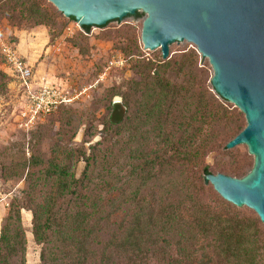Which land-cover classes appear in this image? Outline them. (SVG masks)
<instances>
[{
    "label": "trees",
    "instance_id": "trees-1",
    "mask_svg": "<svg viewBox=\"0 0 264 264\" xmlns=\"http://www.w3.org/2000/svg\"><path fill=\"white\" fill-rule=\"evenodd\" d=\"M27 12L37 25H46L54 17L34 3ZM0 59L4 65L1 53ZM162 62L160 68L177 67V71L185 74L191 68L186 62L173 63L171 59ZM150 66V63L143 66L145 79L133 83L134 92L142 98L136 122L141 127L153 126L152 132L160 148L147 156L138 148L132 151L131 160L135 163L128 180H139L134 196L126 197L127 183H109L103 178L92 183L91 166L97 163L98 152L90 158L81 157L86 162L82 179H77L68 167L51 161L44 176L55 179L56 183L40 185L51 184L42 201L38 202L35 197L39 185L30 183L25 198L18 197L10 205L0 232V264H27L28 242L22 210L32 213V234L41 246V264H112L116 256L124 257L129 264H147L151 259L157 264H261L264 261V223L257 214H243L219 194L222 200H216L217 207L203 206L200 201L203 195L211 196L207 175L221 173L242 179L249 174L244 166L206 163L211 154H215V158L230 155L235 148L227 149V144L246 126L217 94L205 90L195 94L194 76H189L188 87L179 86L161 78L158 69ZM2 72L0 76L4 77ZM8 76L11 84L13 79ZM122 101L129 111L128 99L123 97ZM128 111L120 124L128 119ZM180 114H186V118L178 121L183 135L176 138L167 132L166 125ZM120 124L111 122L112 127ZM211 135H215L214 139ZM133 139L139 146L147 142L144 135ZM169 165L174 181L182 178L187 167H200L204 177H200V181L193 179L186 186L172 185L174 194L185 190L183 201L177 206L165 207V193L161 191L153 208L148 199L141 198L140 191L152 178H158L156 173L151 177V169L158 166V174H162ZM177 171L180 176L176 175ZM106 195L115 199L109 200ZM131 205L135 208L125 212ZM111 208H114L112 212ZM184 210L192 212L189 220L181 215ZM173 231L179 237L176 258L169 255L171 243L165 238ZM200 239L206 244L197 247Z\"/></svg>",
    "mask_w": 264,
    "mask_h": 264
},
{
    "label": "rangeland",
    "instance_id": "rangeland-1",
    "mask_svg": "<svg viewBox=\"0 0 264 264\" xmlns=\"http://www.w3.org/2000/svg\"><path fill=\"white\" fill-rule=\"evenodd\" d=\"M12 2L1 1L3 5L0 6V34L15 42L21 55L32 64L34 67L32 82L35 85H40L43 81L61 84L73 91L83 92L84 95L76 103L64 106L58 112L38 121L30 130L21 131L14 126L11 119L12 110L17 103L16 89L12 86L13 83L10 84L9 68L2 65L0 59V71L5 75L0 76V232L12 201L18 197L25 198V192H29L31 184L39 185L36 187L35 197L40 202L50 190L51 184L40 185L56 183L55 179H47L44 176L53 160L68 167L76 174L77 179H82L86 162L81 157L84 155L90 158L94 152H98L97 163L91 166L92 183L99 181V178L106 179L109 183H127L124 187L126 197L130 199L134 196L139 180L137 178L133 182L128 180L133 174L132 167L135 163L131 160L132 151L138 148L147 156L160 148L159 141L152 132L153 126L141 127L136 122L142 98L140 94L134 92L133 83H140L145 79L143 66L147 63H150L151 68L158 69L161 78L179 86L188 87L189 76H194L195 94L199 90L217 94L211 84L214 74L212 66L192 43L184 41L170 45L169 59L173 63L186 62L190 65L187 74L177 71V67L170 69L159 67L164 61L161 50H147L142 41L143 25L147 17L144 12H137L122 21H111L104 27H91L87 32L76 21L63 15L49 0ZM33 3L41 10L44 8L48 10L55 18L53 17L46 25L35 24L27 12ZM113 60L117 61L119 66L111 65ZM154 73L155 70L151 75ZM115 96L122 100L125 97L130 105L128 119L112 127L110 118ZM216 96L233 110L246 126V118L242 111L218 94ZM185 118L186 114L176 115L167 123V132L176 138L181 137L183 132L178 121ZM143 135L147 142L139 146L133 137L141 138ZM214 137L215 135L210 136L212 139ZM214 155L208 156L207 164L221 162L228 167L244 166L249 169L248 173L255 165V157L249 153L246 145L236 147L230 155L218 158ZM158 170V166L151 169V177L156 173L158 178H152L140 191L141 198L148 199L153 208L156 207L161 191L165 193V207L177 206L178 202L183 201L185 190L182 194H174L172 185L176 183L186 186L194 181L193 179L200 181V177H204L200 167L193 169L187 167L182 172V178L177 181H174L170 165L164 167L162 174H158ZM176 175L180 176L179 171ZM208 188L211 196L203 195L201 204L217 207L216 200L222 198L211 184ZM106 198L112 201L115 199L111 195H106ZM114 208L110 211L112 212ZM134 208L135 205H131L125 208L127 209L125 212L129 213ZM236 209L245 215H256L245 206ZM191 213L184 210L181 215L189 220ZM22 219L28 242L27 264H41V246L35 242L32 234V213L22 210ZM165 238L171 243L169 255L176 258L178 234L173 231ZM205 244L206 242L200 239L197 247ZM201 252L202 250L199 256ZM121 257L116 256L112 264H129ZM147 264H157V261L151 259ZM261 264H264V261Z\"/></svg>",
    "mask_w": 264,
    "mask_h": 264
},
{
    "label": "water",
    "instance_id": "water-1",
    "mask_svg": "<svg viewBox=\"0 0 264 264\" xmlns=\"http://www.w3.org/2000/svg\"><path fill=\"white\" fill-rule=\"evenodd\" d=\"M81 27H104L137 12L146 13L142 41L170 58V45L187 41L208 59L211 84L238 107L246 127L227 149L246 145L255 165L244 178L209 174L206 181L237 207L252 209L264 223V0H49ZM88 32V31H87ZM127 107L115 97L111 122L120 124Z\"/></svg>",
    "mask_w": 264,
    "mask_h": 264
},
{
    "label": "built area",
    "instance_id": "built-area-1",
    "mask_svg": "<svg viewBox=\"0 0 264 264\" xmlns=\"http://www.w3.org/2000/svg\"><path fill=\"white\" fill-rule=\"evenodd\" d=\"M0 53L4 58V66L10 70L16 88V106L12 110L11 119L14 126L22 131L33 128L38 121L58 112L62 107L76 103L84 95L61 84L42 82L35 85L32 64L22 56L17 44L0 34ZM121 62V61H120ZM111 65L119 66L117 61Z\"/></svg>",
    "mask_w": 264,
    "mask_h": 264
},
{
    "label": "crops",
    "instance_id": "crops-1",
    "mask_svg": "<svg viewBox=\"0 0 264 264\" xmlns=\"http://www.w3.org/2000/svg\"><path fill=\"white\" fill-rule=\"evenodd\" d=\"M12 86H15V89L17 88V85L16 84H12Z\"/></svg>",
    "mask_w": 264,
    "mask_h": 264
}]
</instances>
